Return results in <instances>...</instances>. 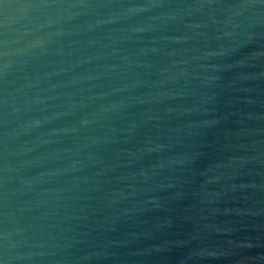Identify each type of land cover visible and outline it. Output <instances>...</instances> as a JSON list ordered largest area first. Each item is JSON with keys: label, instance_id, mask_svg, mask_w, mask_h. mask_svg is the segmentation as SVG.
<instances>
[{"label": "water", "instance_id": "water-1", "mask_svg": "<svg viewBox=\"0 0 264 264\" xmlns=\"http://www.w3.org/2000/svg\"><path fill=\"white\" fill-rule=\"evenodd\" d=\"M0 264H264V0H0Z\"/></svg>", "mask_w": 264, "mask_h": 264}]
</instances>
